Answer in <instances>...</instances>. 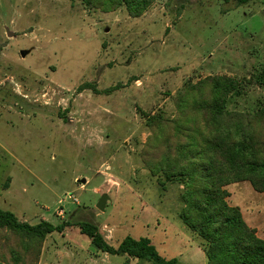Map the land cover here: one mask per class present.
Instances as JSON below:
<instances>
[{"label":"rangeland","instance_id":"rangeland-1","mask_svg":"<svg viewBox=\"0 0 264 264\" xmlns=\"http://www.w3.org/2000/svg\"><path fill=\"white\" fill-rule=\"evenodd\" d=\"M263 64L264 0H157L138 18L82 0H0V209L72 224L47 238L38 264H153L96 250L80 222L114 247L148 238L167 260L207 264L205 243L180 219L183 187L162 188L141 158L147 119H173L184 87L211 76L240 82L229 110L256 111ZM240 184L247 190L226 187L228 202L264 238V194ZM8 236L2 264L18 247Z\"/></svg>","mask_w":264,"mask_h":264},{"label":"trees","instance_id":"trees-1","mask_svg":"<svg viewBox=\"0 0 264 264\" xmlns=\"http://www.w3.org/2000/svg\"><path fill=\"white\" fill-rule=\"evenodd\" d=\"M82 1L104 13L126 7L138 18L157 0ZM223 1L243 6L252 0ZM255 81L264 90V64ZM92 87L90 83L80 90ZM118 89L113 87L107 93ZM241 92L237 79L207 77L187 84L179 93L173 119L158 115L147 119L151 133L141 158L162 188L168 184L183 187L180 219L205 243L207 264H264V239L246 223L240 208L229 204L226 190L229 185L249 182L256 192L264 194V107L253 112L229 110L231 98ZM71 226L69 222L29 224L0 209V233L5 231L8 237L18 239V247L10 249L9 264H38L47 238L63 234ZM76 226L100 252L153 264H180L160 256L148 238L127 237L114 247L97 226L85 222Z\"/></svg>","mask_w":264,"mask_h":264},{"label":"crops","instance_id":"crops-1","mask_svg":"<svg viewBox=\"0 0 264 264\" xmlns=\"http://www.w3.org/2000/svg\"><path fill=\"white\" fill-rule=\"evenodd\" d=\"M241 183H244V182H241ZM232 185H236V187L238 188H240V190H247L246 188H243L242 187V185L240 184V183H237V184H232ZM232 185H229V186H227V188L228 187H231ZM253 188V187H252ZM258 193V192H257ZM229 194H230V197H231V193L229 192ZM229 197V198H230ZM236 207H239L240 208V210H241V212H242V207H240V206H236ZM242 214H243V217H244V219H245V216H244V213L242 212ZM245 221H246V223L251 227V228H253V229H256L257 230V234H259L260 232H259V228L257 227V225H255V224H251L248 220H246L245 219ZM259 236V235H258ZM260 237V236H259ZM261 238V237H260ZM262 239H264V238H262Z\"/></svg>","mask_w":264,"mask_h":264},{"label":"water","instance_id":"water-1","mask_svg":"<svg viewBox=\"0 0 264 264\" xmlns=\"http://www.w3.org/2000/svg\"><path fill=\"white\" fill-rule=\"evenodd\" d=\"M106 199H107V196H103V198L101 199L100 203L98 204V208L101 211H104V209H105Z\"/></svg>","mask_w":264,"mask_h":264}]
</instances>
